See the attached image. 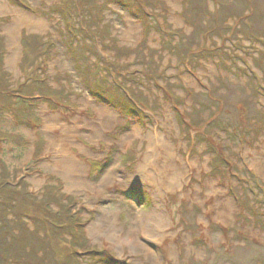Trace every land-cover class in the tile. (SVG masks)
<instances>
[{"label":"rangeland","instance_id":"1","mask_svg":"<svg viewBox=\"0 0 264 264\" xmlns=\"http://www.w3.org/2000/svg\"><path fill=\"white\" fill-rule=\"evenodd\" d=\"M64 1L0 0V264H264V0Z\"/></svg>","mask_w":264,"mask_h":264},{"label":"bare ground","instance_id":"2","mask_svg":"<svg viewBox=\"0 0 264 264\" xmlns=\"http://www.w3.org/2000/svg\"><path fill=\"white\" fill-rule=\"evenodd\" d=\"M24 15L25 14L20 13L19 15L14 16L15 17L14 20L16 24L13 25V28L11 27L12 29H10L8 32L10 37L11 50L14 51L12 56V60L14 62H15V57L17 55L14 46H17L19 28L27 27L28 29L32 30L35 27L33 23L32 24L30 23L31 21L25 20L23 18L25 17ZM102 121L105 124L110 123L111 117L103 115ZM100 127H103V125L100 124ZM157 138L149 139L150 141L149 150H148L149 155H146V157L140 161V173L144 174L140 179L148 181L150 187H152V184H154L152 189L154 190V193L158 197H160V196H164L166 193V190L162 189L161 186L159 185L160 182L166 183L168 181H173V186L181 185L183 183V176L186 173L188 167L185 164L178 165L176 163L178 161V157L173 153L172 151L173 149H171L172 147L170 148L169 146H167L166 143L162 142L161 139H157ZM109 237H113V235Z\"/></svg>","mask_w":264,"mask_h":264},{"label":"trees","instance_id":"3","mask_svg":"<svg viewBox=\"0 0 264 264\" xmlns=\"http://www.w3.org/2000/svg\"><path fill=\"white\" fill-rule=\"evenodd\" d=\"M62 1H64V0H62ZM65 2V1H64ZM62 5H63V3H62ZM65 5H66V2H65ZM62 7V6H61ZM63 8V7H62ZM64 9H66V12H65V19L66 20H68V14H67V12H68V10H69V8H67V6H65L64 7ZM80 23V25H79V28L80 27H82L83 25H82V23H81V21L79 22ZM76 26V25H75ZM77 27V26H76ZM72 28H70V30H71ZM74 29L76 30V29H78V28H75L74 27ZM80 32V31H79ZM70 33H72V34H74V31H72V32H70ZM72 42H73V40H72ZM22 100V99H21ZM6 186V185H5ZM3 188V187H2ZM1 187H0V189H2ZM32 197V195L30 194L29 195V198H31ZM31 200H33L32 198H31ZM4 219L5 218H1L0 217V221H2V222H0V228H1V231H0V235H1V238H2V235H6V236H3V238H5V237H7V233H9V232H12V231H10L11 230V226H9L8 225V222H6L5 221V223H4ZM7 232V233H6ZM4 241V240H3ZM9 241V240H8ZM7 240L6 241H4V242H2L1 240H0V252H2V251H5V250H7L8 249V244L6 243V242H8ZM5 249V250H4ZM7 256L9 257V255H8V252H7ZM8 261V258L6 257V262H5V264H10V262H7Z\"/></svg>","mask_w":264,"mask_h":264},{"label":"crops","instance_id":"4","mask_svg":"<svg viewBox=\"0 0 264 264\" xmlns=\"http://www.w3.org/2000/svg\"><path fill=\"white\" fill-rule=\"evenodd\" d=\"M73 167V166H72ZM74 168V167H73ZM70 169H71V167H70Z\"/></svg>","mask_w":264,"mask_h":264}]
</instances>
